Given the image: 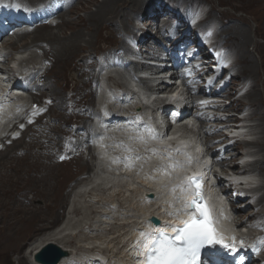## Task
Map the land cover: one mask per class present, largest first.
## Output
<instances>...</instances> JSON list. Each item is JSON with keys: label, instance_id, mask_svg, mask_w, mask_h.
Masks as SVG:
<instances>
[{"label": "bare ground", "instance_id": "obj_1", "mask_svg": "<svg viewBox=\"0 0 264 264\" xmlns=\"http://www.w3.org/2000/svg\"><path fill=\"white\" fill-rule=\"evenodd\" d=\"M27 1L36 3L35 0ZM48 1V4L52 2L50 0ZM81 1L82 0H77L78 3H81ZM145 1L146 0H102L100 3H96L94 0H89L88 3H85L86 6L83 4L84 10H89L87 15H85V13L84 16H80L71 21L62 20V17L65 16V14H61V11L63 10L59 9V6H56L57 9H55V13L48 12L47 15L46 12H44L39 22L31 24V27L15 30L14 34L18 35V37L16 38L19 42H23V40L28 37V34H32V39L29 42L28 40L25 41L24 45H21V49L19 48V52L16 53L17 63L22 60L21 58H24V56L26 55L25 53L28 49L29 51H33V55L35 57L38 54L35 49H39L41 50V52H44H42L41 54H43L46 59L47 57L53 58V61L51 60L53 64L54 62L56 63L58 61V64L60 65L59 72L62 73L57 76L58 78L63 75L64 71L70 68L74 73V75L71 74V76L73 75V81H76V83L71 86L70 91L72 93L69 97H66V95H62V91L59 89L58 85H56L55 87H51V97H45V99H54L53 101L51 99V102H47V113L42 115L38 119V123L40 126L44 121L43 119H45V122L43 124V127H45L44 130L32 129L33 126L27 127L26 132L32 133V136L30 137L31 140L29 142L25 141L26 134H24L18 139L13 140L12 144H8L4 149L0 150V254H2L3 252L5 253L7 250L8 252H15L17 254L16 259L17 261H19V264H38L32 262L33 255L47 244L58 246V248L60 247L61 251L65 253V256L57 264H136L138 261L144 258L140 254V251H138L140 247L139 242L143 241V237L140 236V233H153L155 231V228L149 221L152 216H157L162 222V224L158 225V227L166 229L167 231H171V229L175 226L183 223L185 220L190 219V216L186 215L185 213L190 212L186 207V199H189L191 197V194L188 193V190L186 189L182 192V187H179L176 184L180 182L183 176H186L191 172H198L202 168H205L203 169V171H209V173H211L210 168L204 166L208 161L207 158L199 156V153L203 150L204 144L198 133L197 139V135L194 132L185 131L180 134V132L175 129L171 135V140H173V142L154 140L153 142L155 144H152V142H149L148 140L151 141L152 139H158L159 136L162 135L161 127L157 124H155L157 125V127L154 129L156 131H153L156 138H151L146 131L142 132L143 135L133 134V132H136V130H141L143 128L141 127L134 129L135 131L129 128L125 133L117 132L122 134H115V137H117V139L113 140L112 134H114V132L112 126L114 125L115 121L119 120H113L111 123H108L106 128H104L103 126H105L107 120L105 121V123L103 122V125L102 122H99L100 126L97 124L94 125L96 127L93 126V119L95 115L94 113L96 112L93 111L95 105L100 104L98 106L103 108V110L112 111L113 108V106L109 104V101L112 99L109 95H107L104 99L102 93L99 95V102L95 101L93 97H95L100 90H104V88L106 87L109 91L113 89H120L123 96L122 100L120 99L117 102L118 104H120V101L125 102V97H129V103L127 104H135V106L142 107V103H139L140 97H143L145 100H147V102L151 100L149 96H146L144 94L145 91L156 93L160 88H163V86H158L153 78H151V85L156 87L150 86L147 81L141 79H138V83L135 81V79H133L132 83L129 81L128 77L133 72H137L140 69H145L147 68V66L143 64H141L140 66L131 64L130 61H133L137 53L135 51L136 49L132 48L133 42L132 44H128L127 39L137 42V46L139 47V54H142V57L149 60L148 62H146L147 64L151 63L150 60L154 58V56L151 57V55H155V52H153L155 50H150L148 46L149 40L151 38L150 34L147 32L148 29L146 28L155 29L160 33H164L165 26L168 24V21L166 20L170 21L173 18L172 15H167L164 22H162V18V27L160 29L157 28L155 22L151 18H149L148 21L144 22V20L151 14L149 8H153L152 13H157L154 9L156 8L154 6L157 3H155L154 0H147L148 4L150 5H147L148 9L146 11H142ZM182 1L183 2L181 3L183 5H190V3L186 0ZM89 5H94L96 7L94 12H90ZM27 6L29 7L30 5L27 4ZM44 7H40L38 9ZM160 9H162V6ZM67 12H70V10H68ZM210 16L212 17L211 14ZM55 17H57V19L61 18V23L58 22L57 24H55L48 21V19L54 20ZM134 20L140 23V28L137 30H135V27H132ZM45 22L47 23L42 24ZM56 25L59 30V34H56L57 31L55 33L52 32V27ZM146 25H148L149 27H146ZM23 26L21 27L23 28ZM182 26L183 25L180 24L179 27ZM66 31H69V35H66ZM173 32L174 30L172 31V33ZM180 33L181 32H179V34ZM104 34L107 39H114L117 35L123 34V38L119 39V43L114 45V48H111V52H109L107 55L106 53L103 55L104 62H101L100 64V61H97L99 60L97 58V60H94L91 63H87L86 61L89 59L91 53L80 56L78 55V57L76 56V52L78 50L84 49L82 43H84L89 50H92L96 48L98 39L104 37ZM223 35L227 37L224 38L226 42H228L229 40V42H232L233 44L236 42L237 51H235L238 57L236 66L241 69L242 75L248 77L253 82L250 90L244 94V97L248 100L247 105L253 108V111L252 113L247 114V117L244 118L243 121H245L246 119H256V116L259 115L256 120L257 123L254 125H249V129L247 125H245L243 127H234L233 130L238 131V129H248L246 130L247 133L248 131H252L253 135H258V137H260L261 135L262 136L261 140H258L259 138L252 141L235 140L232 145H228V142H226L225 139H220L221 143L224 144L226 154L224 155L225 157H223L219 162L214 161L211 166L213 167V169L221 168V171L226 173V175L228 170L234 171V174L236 176L252 175V178L251 180H249L247 185L242 186L239 191H242L245 195L248 193H256L257 191H260L261 195L259 197L257 196L258 198L256 200V203L254 204V210H256L261 206H263L264 208V111L263 114L260 113L261 104H263L264 106L263 96L261 94V92L264 90V54L258 55L256 64V60L250 57L246 49L247 43L245 42V35H243L242 31H239V29H226L224 26L223 30H221L216 36L222 38ZM185 38L188 39L187 36ZM16 43L17 42H14L13 36H0V45L3 47L5 45H8L13 49L16 46ZM260 46L264 51V44ZM118 52H120L121 55H119ZM8 55L9 54L6 53L5 57L9 58ZM93 57L96 58L95 55H93ZM168 60L169 58L159 60L156 63V67L168 65ZM125 63H129L126 70H119L116 67V64L124 65ZM188 63H191V61H188ZM108 64L111 65L108 66L105 71H103V65ZM242 65H244V67H242ZM97 67H100V69L97 70ZM160 69L161 68H156L153 71L158 74L161 72ZM48 70L49 68H46L47 72ZM148 70L150 71V68H148ZM171 70V78L177 77L178 79L179 77L177 71L173 68H171ZM110 72L113 73V77L108 76ZM37 73L38 72H36L35 69H32L30 71V75L34 77L37 76ZM119 73H121L120 76ZM151 74L153 77L152 72ZM257 75H260L261 78H263L260 95L259 93L257 94ZM49 76L50 73L48 72L45 73L44 76L37 78L36 81L34 80L35 82L28 86L29 90L26 93L34 92V87L36 88V91L41 90L37 82L45 81V83H43V86L48 85ZM115 78H119L120 81L116 80ZM77 81H79V83ZM0 84L2 83L0 82ZM131 84L135 87H138V84L142 85V92L137 91V94L133 92L130 89L131 87H128V85L130 86ZM91 85H94L95 88L90 87ZM96 87H98L97 94ZM88 89L89 92L87 91ZM235 91L236 88L232 87L231 89L229 88L226 93L227 95L230 93L231 97L233 96L232 93ZM76 97L78 100H76ZM230 97H220L221 102H224L223 98L226 99ZM51 107H54L61 112H58L57 115H54L52 118L50 116L51 114L48 115ZM225 108L226 107L224 106V104H220L214 109V112L215 110L219 109L225 110ZM132 109L133 108H130L129 110L131 111ZM67 110L71 111L66 112ZM73 113L75 114V119H79V121L76 120L74 122V124L76 125L75 129L65 131V129L61 130L59 129L60 127L54 125L53 121L56 119L64 120L63 122L66 123L63 124L68 125L71 121H73L68 116H73ZM183 113H185L186 115H190L191 113H193V111H188L185 107V111ZM213 114L214 115H212V119L209 120V123L206 125L203 124L206 140L205 144H207L208 142H215L216 139L224 137V134H222L220 130H217L218 126L223 124L221 120L222 117L216 116L218 115L217 113ZM130 118H134V116ZM47 119L49 120V122H47ZM226 119L228 120L227 122H231L234 119L233 114L229 115ZM102 120L104 121V119ZM120 120H126V118H120ZM207 125H209L208 133L206 131ZM34 126L37 127V125ZM177 126L183 127V124H179ZM168 128H171V126H168ZM116 130L117 129H114V131ZM157 131L159 132V134ZM212 132L216 133L215 136H210ZM72 133L74 134L71 136V138H74L75 140H73L77 143L73 147L76 154L75 158H77V161L75 162L77 172L86 171L87 173H89L87 174L88 177L86 179H83L72 191V193L66 196L67 193L65 195L63 193V185L65 183V176L69 173H66V171H64V168H60V166L63 165L64 167H66L65 163L72 162V160H75V158L68 159L65 162L58 161L57 158L62 152L55 156L53 150L58 145H61L63 149H66V147H64V135H67L68 137ZM56 135L57 137H55ZM43 140L46 141V143L43 144ZM93 141L95 146L94 144H91ZM118 142L121 144L122 148H128V150H123L124 157L128 156L131 153L139 158H141L142 154H152L151 158L148 160L145 166L139 167V174L147 173V175H139V177H141L142 179L137 178L125 184L132 185L133 191L130 193L131 197L135 195V198H137V195H141L145 200H147L148 202L153 201V203L147 205L139 202L135 204H129V199L122 200L123 198H126L124 197V191L122 189L115 190L112 193L115 188H123L124 184L117 185L121 182L117 178H115L113 174L112 176L107 175L111 173V168H108L105 165L104 161L106 159L104 157V151L110 145H116ZM127 142H130V145ZM184 145H187L186 149L183 148ZM241 145H250L249 147H251L252 145L254 146V148H256V150L254 149V152L245 151V154H240L239 151L236 150V148L238 149ZM111 147L112 146H110L109 149H112ZM34 149H37L38 151L34 152ZM178 149V153L174 155V158H172V160L167 161L166 159L162 158L166 157V155L168 156L169 154H173L174 150ZM213 149L216 148L213 147ZM19 150H22L24 152L23 155L17 154V151ZM42 151H45L46 153H41ZM180 152L184 153L182 154ZM185 153L188 156V160L186 163L181 162V165L178 167H169L170 163L180 162L181 160L187 159ZM215 153L216 155L214 156V159L218 157V151H216ZM258 153H262V156L260 158H253L252 161H246L244 167H238V160L248 157H254V155H258ZM81 154L87 155L86 160H84L85 158L79 156ZM52 155H54V159L56 160L54 162H51L53 158ZM77 156H79V158ZM139 158L137 159L140 160ZM88 160L89 162H91V165L88 163ZM110 161L113 163V165H115L112 159H110ZM133 165L136 166L138 165V163L134 162ZM118 166H120V169L118 168ZM129 167L130 166L115 165L113 169L119 172L116 173V176H126L131 175ZM254 173L260 174L263 178V181L258 180ZM153 174H156L157 176L152 183L147 181V178L145 180V177L152 176ZM212 174L216 173L212 172ZM216 176L218 182L221 183V186H219L221 193L225 196H229L228 193L231 191L229 178H224L225 180H223V178H221L217 174ZM106 178L110 180V186L106 185ZM255 182L259 183L258 187L256 189L250 190L249 188ZM86 183H94V185L92 184L93 187H91V189L89 188V194H91L92 197L99 196L100 199L97 202H91L90 200L86 199V196H83V193H87L89 190L87 189L88 186L83 189L84 184ZM209 191L214 193L212 189H209ZM28 192H32L33 195H35L34 197L36 198V200L42 199L43 203L39 206L28 204L29 201L26 198V193ZM77 193H79V196H75V198L70 201L69 199L71 195L73 197ZM149 194H153V196L155 197L152 198L149 196ZM255 195H253L252 197H254ZM205 196L208 199L210 209H212L214 220L219 231L226 232V229L230 225V223L227 221V208L220 205V200L218 199L216 194L210 195L209 193H206ZM110 204H117L115 208H112L113 210L118 209L121 212L124 210V214L122 213L123 216L118 215L115 212L111 213ZM68 207V211L71 212V216H75V218H73L75 221L71 219L62 230V232L55 230V228L53 229L52 226L58 223L60 219V210L67 209ZM137 209L139 211L137 216H132L133 214L131 216L125 215L126 212H133ZM104 210H109V212L102 213V211ZM254 210H251L250 208L245 210L244 207H236L235 215L241 214L242 216V218L239 219L238 228H241L244 225L250 227L252 222L253 224L264 226V211ZM110 213L112 217L108 216ZM81 215L85 217H81V219L78 220L76 217ZM258 217L259 219H257ZM82 218H84V222L87 221L90 224L88 228L91 230L88 232H84L82 228L79 233L76 234L74 232H76L82 226L80 223L82 222L81 220H83ZM139 218H141L140 223L137 220ZM117 221L121 222V224L117 225ZM87 222L85 223V225L88 224ZM109 223L113 225L107 226L108 228L105 231L102 230V225ZM124 223L126 225H123ZM133 223L139 224L138 226H136L133 225ZM128 224H131V226L133 227V229H131V235L129 236L131 237L130 241L125 244L121 243L123 244L122 247L118 252H116V254L118 255L124 254L122 260L118 259L119 257L116 254L111 256H106L99 253L96 254V252L99 250H96L95 252L94 249L90 248L82 249L81 246L77 247V245L75 244V241L87 242V240L91 239H93L92 241H95L96 239L102 240L105 237H109H100V235L103 233H105V235H107L108 233V235L110 236L117 234L116 237H125L124 234H127V229H129L125 226H130ZM114 225H117V227H113ZM134 226L136 227L134 228ZM92 229L96 233L95 236L89 235ZM108 248L106 250L107 252L110 251ZM26 249L27 251H25ZM114 257L117 259L116 261H113ZM261 261L264 262V257H261Z\"/></svg>", "mask_w": 264, "mask_h": 264}, {"label": "rangeland", "instance_id": "obj_2", "mask_svg": "<svg viewBox=\"0 0 264 264\" xmlns=\"http://www.w3.org/2000/svg\"><path fill=\"white\" fill-rule=\"evenodd\" d=\"M2 1H4V0H2ZM16 1L19 4H21L22 6L29 4L30 5L29 8L30 7H33V6L34 7H38V8L44 7L49 2L48 0H44V1L43 0H35L36 3L35 2L31 3V2H29L27 0H16ZM50 1H52L51 3H54V5H56V3L59 4V9L63 10L61 12L63 14H65V16L62 17V20H64V21H71V20L76 19V18H78L80 16H84L85 13H86L85 15H87V13L89 12V10L88 11H85L84 10V7H83V4L85 5V3H88L89 0H82L81 3H78L77 0H50ZM94 1L96 3H100L102 0H94ZM154 1H155V3H157L154 6V7H156L154 9L156 10L157 13H152V11H153L152 9L153 8H149V11L151 12V14L144 20V22L148 21L149 18H151L155 22L157 28L160 29L162 27V22L165 21L167 15H172L173 18L170 21L169 20H166V21H168V24L165 26L164 33L163 32L160 33L159 31H157L155 29L146 28V29H148L147 32L150 34V38L152 39L151 40L149 38L150 40H149L148 46H149L150 50H156L157 48L160 49L161 48V45H163L164 43L166 44V41H168L169 38L172 35L174 37V35H178L179 32H183L184 29H185V27H183V26L182 27H179V26H180V24H182V25L184 24L186 26V23L183 20V17L185 16V13L188 14V12H186V11L191 6H195L196 5L198 7V5H200L203 10H207L208 15L210 17V18L208 17V20L209 21L210 20H213L214 21V25L218 29V33L221 30H223V27L224 26H225L226 29H228V28H230L232 30H236V29L238 30L239 29V31H242L243 35H245L244 36L245 37L244 38L245 39V42L247 43L246 49H247L250 57H252L254 60H256L255 61L256 64H257L258 55L259 54H264L263 48L260 46V45H263L264 44V0H186L187 2L190 3V5H183L181 3V2H183L182 0H176L178 3L176 1H173V0H169V1L168 0H154ZM8 2L10 3L11 0H9ZM151 4H153V3H151ZM177 4H179V5H177ZM147 5H150V4H148V2L146 0L145 1V4H144V8H142V11H146L148 9V6ZM161 6H162V9H160ZM89 7H90V12H92V11L94 12L95 9H96V7L94 5H91V6L89 5ZM68 10H70V12H67ZM210 14L212 15V17L210 16ZM162 18H163V21L161 22ZM181 18H182V21H181ZM58 22L61 23V18L57 19L56 22H55V24H57ZM46 23L47 22L42 23V24H46ZM29 27H31V25H24L23 28H21V29L29 28ZM132 27H135V30H137V29L140 28V23L138 21H135L134 20V22L132 24ZM146 27H149V26L146 25ZM173 30H174V32L172 33ZM52 32H54V33L56 32V34H59L58 33L59 30L57 28V25L54 26V27H52ZM66 35H69V31H66ZM11 36H13L14 42H17L16 43V46L13 49L11 47H9L8 45H5L4 47L3 46L1 47L8 54H10V55H8V56H10L9 58H11L12 52H15L19 48L21 49V45H24V42L25 41L28 40V42H29L32 39V34L31 33L28 34V37L25 40H23V42L17 41V38L16 37H18V35L13 34ZM125 36H127V35H125ZM115 38L114 39L113 38L107 39L106 36H105V34H104V37H101V38L98 39L96 48H94L92 50L91 49L89 50L86 47V45L84 43H82L84 49L78 50L76 52V56L78 57V55L80 56V55H85L87 53H91L89 59L86 62L87 63H91L92 61L97 60V58H98L99 60H97V61H100L99 63L101 64V62H104L103 55L105 53L107 55L109 52H111V48L114 45H116V44L119 43V39L123 38V34H119ZM224 38H227V37H225V35H223L222 38H219V37L216 36V39H218V41L227 49V51L229 52V56L233 60L234 70H235L234 73L236 75H238V76L236 77V79L233 78L232 81L229 80V81H231L230 82L231 87H229V88L230 89L232 87L233 88H236V91L237 92L235 93L234 96H231L230 97V93L228 95L226 93L228 91V89H229L228 88L227 91L225 92L224 96H228L230 98H226V99L223 98L224 103L227 102V104L225 105L226 106V109L225 110H222V109L215 110V112H217V114H218V112H220L224 116H228L229 114L232 115V114H235V112H237L243 118V114H240V113L244 110V114L247 117V114L252 113L253 108H251L250 106L247 105L248 104V100H247V98L244 97V95L241 96V93L242 92L247 93L250 90L251 86L253 85V82L248 77L242 75L241 69H239L236 66V63H237V60H238V57H237V54H236V51H237L236 42L234 44L232 42H229L230 40L228 42H226L224 40ZM174 40H176V37H174L172 39V41H174ZM128 41H131V40H128L127 39V42ZM35 50L38 53L36 55V57L33 55V51H29V49H28L27 50L28 52L26 51V53H25L26 55L24 56V58H26V59L23 60L21 63H18L19 64V65L17 64L18 66L16 64L15 65H16L17 68H20V70H22V71L25 70V69H29L31 67L30 70L35 69V71L38 72L37 73V76L36 77L33 76L34 79L32 78L29 81V85L33 84L36 81L37 78H39L41 76H44L45 73H48V72L50 73V76L48 77V83L49 84L46 85V86H43V83H45V81L37 82V84L40 86L41 90H38V91L33 90L34 92H32V93H24L23 96L26 99V102H25L26 108H29L30 106H32L33 102H34V105L42 106L44 103L51 102V99L53 101L54 98H51V99L46 100L45 97H49V96L51 97V92H50L51 87H55L56 85L59 86V89L62 91V95H66V97L71 96V93H72L70 91L71 86L76 83L75 80L73 81V75H74V73L72 72V70L70 68H68L66 71H64L63 72V75L58 78L57 76L60 75V74H62V73L59 72V70H60L59 66L60 65L58 64V61L56 63L54 62V64H53V62H52L53 61V58L47 57V59H46L44 57V55L41 54L43 51L41 52V50H39V49H35ZM17 52H19V51H17ZM118 54L121 55L120 52H118ZM93 55H95L96 58L93 57ZM126 56H127V54H126ZM31 58H33V59H31ZM103 67L105 68V67H108V66L107 65H103ZM242 67H244V65H242ZM46 68H49L48 72L46 71ZM96 69L98 70V69H100V67H97ZM71 74H73V75L71 76ZM109 74H112L113 75L112 72H110ZM120 74L121 73H119V76H120ZM108 76H110V75H108ZM257 78H258L257 94L259 93V95H260L261 84L263 82V78H261L260 75H257ZM115 79L118 80V81H120L119 78H115ZM175 79H177V77H175ZM77 82L79 83V81H77ZM236 83H238V84H236ZM108 85H111V84H108ZM90 87L95 88L94 85H91ZM128 87L129 88L130 87L132 88V84H131V86L128 85ZM97 89H98V87H96V94H97ZM132 89L134 90V88H132ZM87 91L89 92V89ZM202 92H203V90H202ZM135 93L137 94V92H135ZM245 93H243V94H245ZM261 94L263 96V101H264V90L261 92ZM76 100H78L77 97H76ZM95 101H96V99H95ZM232 102H234V103H232ZM98 105H100V104H97V105L94 106L93 111H97L96 108H98L97 107ZM103 106H104V104H103ZM70 111L71 110H67L66 112H70ZM263 111H264V106H263V104H261V111H260V113L263 114ZM58 112H61V111H59L58 109H56L54 107H51L50 110H49L48 115L51 114L50 116L53 118V116L54 115H57ZM208 113L209 114H213L214 113V109L209 110ZM79 115H81V114H79ZM74 116H75V114L73 116H71V115L68 116L69 118H71L73 120L68 125H64L63 123H66V122H63L64 120H60V119L54 120L53 123H54L55 126L60 127L59 129H61V130L65 129V131H70V130H72L76 126L74 124V122L76 120L79 121V119H77V118L75 119ZM216 116H218V115H216ZM256 117L258 118L259 115L256 116ZM257 118L256 119H251V120L246 119L245 121L238 120V119L235 118L234 119V122H239L240 121L239 124H246L247 127H248V129H249V125H254V124L257 123V121H256ZM43 120L44 121H43V123H42L41 126L40 125H38L37 127L36 126H33V127L31 126L32 129L44 130L45 127H43V124L45 122V119H43ZM241 121H243L244 123L241 122ZM254 121H256V122H254ZM47 122H49L48 119H47ZM101 122H102V125H103L104 124L103 123L104 121L102 119L100 120V123ZM94 125H96V124L93 121V126ZM204 125H206V124H204ZM94 127H96V126H94ZM156 127H157V125H155L154 122H151V124L148 127H146V128H150V129L154 130ZM233 128L234 127H232V130H233ZM145 129L143 127L141 130H139V131L136 130V132H133V134H135V135H137V134L143 135L142 132H145ZM248 129H246V130H248ZM93 130H94V128H93ZM219 130L222 133V130L221 129H219ZM133 131H135V130H133ZM234 131H236V130H234ZM25 132L23 134L21 133V135L26 134L27 137L25 136V141L26 142H29L31 140L30 137L32 136V133L31 132H26L25 133ZM125 132H123V133H125ZM237 133H238V135L242 134V132H239V131ZM248 133L250 135H253L252 134L253 133L252 131L251 132L248 131ZM248 133L245 136V139L246 140L252 141V140H255L257 138H259L258 140H261V136L262 135L260 137H258V135L250 136ZM115 134L121 135L122 133H114V134H112L113 135L112 136V140L113 139H117V137H115ZM233 135L236 137V134H233ZM55 137H57V135ZM65 137H67V135H64V138ZM221 138H223V137H221ZM72 139H74V138H72ZM218 139H220V138H218ZM224 139H225V141L228 140V138L226 139V137ZM148 141L149 142H152L150 140H148ZM242 141H245V140H242ZM42 143L44 144V143H46V141L43 140ZM127 143L130 145V142H127ZM76 144L77 143H74V145L72 144L73 146H71V147L68 148V151L72 154V157H76L75 150L73 149V147ZM116 145H110V146H112L111 147L112 149H109L110 148V146H109L104 151V157L106 159L104 161L105 162V165L108 168H111L110 169V172L111 173L110 174H107V175L112 176V174H113L115 176V178H117L121 182L120 184H117V185L124 184V187L123 188H121V187L115 188L112 191V193L115 190L122 189L124 191V197H126V198H123L122 200L129 199L130 200V203L129 204H135V203L139 202V203H144L145 205H147V204L153 203V201L148 202L141 195H137L138 196L137 198H135L136 197L135 195H133L131 197L130 196V193L133 191L132 190V185L125 184V183H129V182H131V181H133V180H135L137 178H141V177H139V175H141V176H146L147 175V173H141V174H139V167L145 166V164L151 158L152 154H150V155L149 154H146V155H143L142 154L141 158L138 157L140 160L137 159V156L136 155H133L132 153L129 154L127 156L128 157V162L127 163H128V166H130L129 168H130V171H131L130 172L131 175L116 176V173H119V172L116 171V170H114L113 167L115 165H123V164H119V162L118 163L116 162L117 164L115 163V165H113V163L110 161V159H112L113 161H117L120 158H123L124 157L121 144L118 142ZM220 146H224V144H222L221 141H218L217 143L213 144V147L214 148H217V147H220ZM249 146L250 145H248V146H242L241 145L238 149L236 148V150L239 151L240 154H245V151L246 152H251V151L254 152L256 150V148H254V146H252V145H251V147H249ZM243 148H248V149H243ZM62 149H63V147L61 145H58L53 150L55 156H57L61 152ZM115 150L116 151L118 150V151H121V152L118 153V152H115ZM35 151H38V150L37 149H34V152ZM23 153L24 152L22 150L17 151V154L18 155H23ZM41 153H46V152L45 151H42ZM109 154H110V156H109ZM225 154H226V152H225V149H224V153L222 154V156H224ZM52 156H53V158H52L51 162L56 161L54 159V155H52ZM79 156H81L82 158H85L84 160H86V158H87V155L86 154L85 155L84 154H81ZM79 156H77V157L79 158ZM261 156H262V153H258V155L255 154L254 157H248V158H245V159H246V161H252L253 158H260ZM76 161H77V158H75V160H72V162L65 163L66 164V167H64L63 165L60 166V168H64V171H66V173L67 172L69 173V174H67L65 176V183L63 182L64 183V185H63V193H64V195L67 193L66 196L69 195L70 193H72V191L84 179L83 178L84 175L85 174L87 175L89 173V172L87 173L86 171L77 172V169L75 167V165H76L75 162ZM134 162H137L138 165L134 166L133 165ZM88 163L90 164L89 160H88ZM124 166H126V165H124ZM213 171H214V173H215V171L219 172L220 175H218V176H220L221 178H223V180L226 179V178L224 179V177L227 176V175H226V173H224L223 171H221V168H214ZM135 173H136V175H135ZM75 175H76V177H75ZM156 176H157L156 174H153L152 176L145 177V180L147 178V181H149L150 183H152L156 179ZM256 178L258 180L263 181L262 176L260 174H258V173H256ZM106 180H107L106 181V185L107 186H110L111 185V183L109 182L110 180L108 178H106ZM223 183H225V182H223ZM92 184L94 185V183H90V184H87L86 183V184H84V188L83 189H85L87 186H88L87 189H89V188L91 189V187H93ZM136 188H139V187H136ZM90 189L88 190L87 193H83V196H86L87 197L86 199L87 200H90L91 202H97L100 199V197L99 196L92 197V195L89 194L90 193ZM78 194L79 193L75 194L73 197L71 195V197H70L69 200L71 201L73 198H75V196H79ZM253 195H255V196L252 197ZM260 195H261L260 191H257L256 193L254 192V193H252V196L249 197L248 199H246V197H245L244 202L241 201V200H238L236 198L235 205H237V207H241V208L243 206H247V208H245V210H247L248 208H250L251 210H254V204L256 203V200H257V198ZM34 196L35 195H33L32 192L26 193V198L29 201L28 204H32L33 206H39V205H41L43 203V200L42 199H37L36 200V198ZM96 197H98V198H96ZM123 202H126V201H123ZM116 205L117 204H110V206H111L110 212L111 213H114L115 212L118 215L123 216L122 213L125 212L124 210L121 212L118 209H114V210L112 209V208H115ZM68 209H69V207L67 209L60 210V213H61L60 219H59L58 223H56V224H54L52 226L53 229L55 228V230H58V231L62 232V230L67 225V223H69V221L71 219L74 220L73 218H75V216L72 217L71 216V212L68 211ZM238 209H240V208H238ZM258 210L259 211H264L263 206L258 207V209L254 210V211H258ZM67 211H68V213H67ZM108 212H109V210L102 211V213H108ZM111 213L108 215L109 217H112ZM138 213H139V211L137 209V210H134L133 212L132 211L126 212L125 215L126 216H128V215L131 216L133 214L132 216H134V215L137 216ZM81 217H85V216H82L81 215V216H77L76 218L78 220H80ZM239 218H242L241 214H237L233 218V220H236V219H239ZM82 219H83V220H81L82 222H80L82 226H81L80 229H78L76 232H74L76 234H78L79 231L82 228H83L82 230L84 232H88V231L91 230V229L88 228L90 224L87 221L84 222V218H82ZM257 219H259V217ZM137 220L140 223L141 218H139ZM86 222L88 223L87 225H85ZM116 223H114V224H116ZM125 223L123 225H126ZM139 223H137V224L136 223L135 224L133 223V225L138 226ZM120 224H121V222H118L117 223V225H120ZM111 225H113V224H110L109 223V224L102 225L103 226V229L102 230H104V231L107 230V228H108L107 226H111ZM117 225H114L113 227L116 228ZM128 225H130V226H128V227L125 226L126 228H129V229H127L128 230V233L127 234H124L125 237H116L117 234L116 235H113L114 236L113 237V236L108 235V233L106 232L107 235H105V233H103V234L100 235V237H102V238L105 237V236H109V237H105L102 240H97V239L95 240L94 239L95 241H92L93 239H91V240H87V242H85V241H83V242L82 241L76 242L75 241V244L77 245V247L81 246L82 249L83 248L84 249L90 248V249H94L95 252H96V250H99V251L96 252V254L99 253V254L106 255V256L115 255L116 252H118L119 249L122 247L123 244H121V243H124L125 244V243H127V242L130 241V238L131 237H129V236L131 235V232H132L131 229H133V227L131 226V224H128ZM136 226H134V228ZM118 228H119V226H118ZM247 228H248L246 230L247 231V236L245 237V240L247 239L249 241H254L256 243L257 251L259 253L258 256L255 259H259L260 258V255H262L261 257H264V250H263L264 248L262 249V246L264 247V245L259 244V241L261 239H264V236L263 235H260V231L254 229V228H250L248 226H247ZM95 234L96 233L92 229V231H91V233L89 235L95 236ZM93 238H95V237H93ZM107 248L110 250L109 252L106 251ZM25 251H27V249ZM11 252H13V251H9L8 252V250H7L5 253L3 252L2 254H0V264H19V261H17V259H16L17 258V254L15 252H13V253H11ZM111 252H113V253H111ZM116 255H118V254H116ZM123 255L124 254L118 255V257H119L118 259L122 260L123 259ZM2 257H3V259H2ZM101 259H103V258H101ZM113 259H114L113 261H116L117 260L115 257Z\"/></svg>", "mask_w": 264, "mask_h": 264}, {"label": "snow or ice", "instance_id": "obj_3", "mask_svg": "<svg viewBox=\"0 0 264 264\" xmlns=\"http://www.w3.org/2000/svg\"><path fill=\"white\" fill-rule=\"evenodd\" d=\"M0 6L18 10L23 7V10L31 11L27 5L22 6L19 3ZM145 131L151 138H156L152 129L146 128ZM162 158L167 159L168 157ZM126 166H128L127 163ZM178 166V164H169V167ZM201 184L202 182L197 178L189 179L187 188L192 190L193 198L186 204V207L192 211L185 214L189 215L190 219L184 222L183 227L172 228L174 235L169 236L166 229L154 224L153 233H140L143 241L139 242L138 251L144 258L137 264H215V261L211 259L213 252H202V250L216 249L217 246L229 250L230 254H235L233 256L235 264H243V257L236 259L238 250L235 243H225L224 238L213 227L211 213L208 207L202 204ZM184 190V188L181 189L182 192ZM232 239L235 241V237ZM259 244L264 245V239H261Z\"/></svg>", "mask_w": 264, "mask_h": 264}, {"label": "water", "instance_id": "obj_4", "mask_svg": "<svg viewBox=\"0 0 264 264\" xmlns=\"http://www.w3.org/2000/svg\"><path fill=\"white\" fill-rule=\"evenodd\" d=\"M149 196L153 197V194H149ZM149 221L152 225L159 224L156 217L150 218ZM64 256L65 253L60 248L47 244L33 255V261L38 264H57Z\"/></svg>", "mask_w": 264, "mask_h": 264}]
</instances>
